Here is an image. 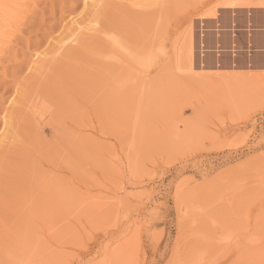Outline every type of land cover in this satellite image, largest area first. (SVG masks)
<instances>
[{
    "label": "rangeland",
    "instance_id": "1",
    "mask_svg": "<svg viewBox=\"0 0 264 264\" xmlns=\"http://www.w3.org/2000/svg\"><path fill=\"white\" fill-rule=\"evenodd\" d=\"M220 1L0 0V264H264V5Z\"/></svg>",
    "mask_w": 264,
    "mask_h": 264
},
{
    "label": "bare ground",
    "instance_id": "2",
    "mask_svg": "<svg viewBox=\"0 0 264 264\" xmlns=\"http://www.w3.org/2000/svg\"><path fill=\"white\" fill-rule=\"evenodd\" d=\"M87 1L91 2L92 5H95V4H98L99 0H87ZM91 4L89 3V5H91ZM259 5L263 6L264 5V0H260V1L258 0L256 2H254V0H221L219 2V6H221L222 9L223 8L224 9L225 8L236 9V8H239V7L250 8V7H253V6L257 7ZM212 16L213 17L217 16V11L216 10L213 11ZM104 28H106V31L104 32V34L106 35V40L109 43L107 46L105 45L106 54L114 53L116 55H119V58L115 59V61H119L120 58L122 57V52L127 51L128 47L122 41V37H121L120 34H116L115 31L113 32L112 30H110L111 28H107L105 26H104ZM140 54L141 55L138 58H140L142 60H147L149 54H142V53H140ZM109 57H111V56H109ZM136 64H139V60L138 59L137 60L134 59V60L130 61L125 67L128 69V71H129V69L133 70L136 67V66L134 67V65H136Z\"/></svg>",
    "mask_w": 264,
    "mask_h": 264
}]
</instances>
